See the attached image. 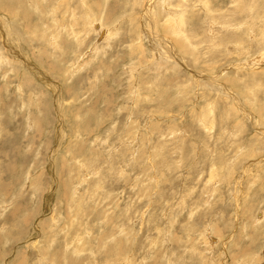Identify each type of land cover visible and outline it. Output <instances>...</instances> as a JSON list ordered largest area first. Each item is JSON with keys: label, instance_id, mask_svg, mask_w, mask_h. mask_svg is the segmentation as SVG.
I'll list each match as a JSON object with an SVG mask.
<instances>
[{"label": "rangeland", "instance_id": "rangeland-1", "mask_svg": "<svg viewBox=\"0 0 264 264\" xmlns=\"http://www.w3.org/2000/svg\"><path fill=\"white\" fill-rule=\"evenodd\" d=\"M5 1L0 264H264V0Z\"/></svg>", "mask_w": 264, "mask_h": 264}, {"label": "bare ground", "instance_id": "bare-ground-1", "mask_svg": "<svg viewBox=\"0 0 264 264\" xmlns=\"http://www.w3.org/2000/svg\"><path fill=\"white\" fill-rule=\"evenodd\" d=\"M0 10L5 11L10 17L16 16L17 14L12 11V3L5 0L0 1ZM147 25V24H146ZM178 28V27H177Z\"/></svg>", "mask_w": 264, "mask_h": 264}]
</instances>
